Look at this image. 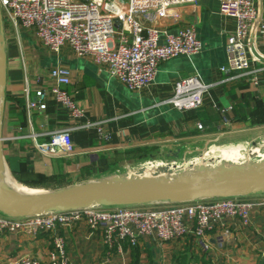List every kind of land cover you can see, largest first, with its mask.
<instances>
[{
  "label": "crops",
  "instance_id": "0c3cea01",
  "mask_svg": "<svg viewBox=\"0 0 264 264\" xmlns=\"http://www.w3.org/2000/svg\"><path fill=\"white\" fill-rule=\"evenodd\" d=\"M254 1L259 9L264 5V0ZM134 16L142 25H149L141 14ZM190 24L201 41L200 52L160 62L154 79L140 90L129 89L99 68L91 57L76 56L68 46L55 53L41 44L30 27L2 25L6 51L1 117L5 162L12 174L16 171L23 177L19 170L25 166L46 177L22 179L31 186L16 179L22 189H60L124 172L132 161L126 159V152L140 146L164 143L158 145L175 156L181 148L183 154L199 149L198 145L222 136L225 130L249 131L241 136L250 138L263 135L264 66L252 61L243 71L221 70L227 65L225 45L235 19L220 13L217 0H197L194 5L172 10L158 23L161 35ZM255 40L264 54V40ZM56 64L69 70L70 83L64 89L82 110L80 118L71 120L50 91L54 85L50 69ZM191 75H198L211 86L203 93L200 107L179 111L165 100L172 94L176 80ZM39 88L44 90L45 108L27 109L26 100H34ZM87 120L97 122L106 137L98 135L95 125L79 126ZM65 127H75L71 130L73 151L60 157L44 154L38 145L48 142L53 131ZM249 150L245 142H239L212 145L203 155L228 161ZM159 207L162 205L150 206ZM57 233L71 264H264V209L258 206L252 208L246 226L225 220L207 232L201 238L207 248L200 240L184 237L162 241L154 234L140 237L135 246L124 241L119 248L110 247L102 241L101 230L90 228L84 220L60 227ZM50 248L49 232L33 236L5 232L0 235V264H10L23 255L46 261Z\"/></svg>",
  "mask_w": 264,
  "mask_h": 264
},
{
  "label": "built area",
  "instance_id": "2783aa9c",
  "mask_svg": "<svg viewBox=\"0 0 264 264\" xmlns=\"http://www.w3.org/2000/svg\"><path fill=\"white\" fill-rule=\"evenodd\" d=\"M197 0H0L2 25L21 24L34 30L41 44L59 53L68 46L76 56H89L111 77L131 90L147 87L154 79L160 62L178 55L191 56L200 52L202 44L196 28L190 24L175 32L163 33L159 21L172 10L194 5ZM222 15L235 19L232 33L227 37L225 49L227 65L222 71H243L252 64L264 66V54L256 46V38L264 40V5L260 9L254 0H217ZM149 21L142 25L135 14ZM162 36V38H161ZM54 85L50 88L55 101L66 110L72 120L83 116L72 96L64 89L70 83L69 70L60 64L51 67ZM253 84L257 81L253 78ZM211 84L198 75L178 79L172 94L165 100L181 111L196 109L203 103V93ZM44 90L36 91L34 100H26V108L44 109ZM97 122L84 121L79 126H96ZM198 127L201 125L198 123ZM76 127V126H75ZM73 127V128H75ZM97 132L102 134L97 125ZM65 127L51 133L50 139L38 148L48 156L60 157L73 151L71 130ZM112 175L122 176L126 173ZM127 178H131L130 176ZM133 178V176H132ZM98 205L45 211L29 216L12 217L0 214V235L25 233L36 235L49 232L51 248L44 261L23 255L10 264H71L63 239L57 231L84 220L92 229H100L102 241L112 247L124 241L136 245L139 238L154 234L162 241L188 237L200 240L203 248L208 244L201 238L223 224L237 221L240 227L248 224L254 206L264 209V192L229 197L197 198L177 203Z\"/></svg>",
  "mask_w": 264,
  "mask_h": 264
},
{
  "label": "water",
  "instance_id": "95a60500",
  "mask_svg": "<svg viewBox=\"0 0 264 264\" xmlns=\"http://www.w3.org/2000/svg\"><path fill=\"white\" fill-rule=\"evenodd\" d=\"M6 51L0 13V213L12 217L29 216L45 211H60L98 205H130L154 202L177 203L197 198L229 197L264 192V163L258 168L220 166L216 172H203L197 166L190 174L173 179H121L124 181L90 180L47 191H14L1 181L7 167L2 147L1 117L4 110ZM8 168V167H7ZM10 172V171H9Z\"/></svg>",
  "mask_w": 264,
  "mask_h": 264
},
{
  "label": "rangeland",
  "instance_id": "374dc122",
  "mask_svg": "<svg viewBox=\"0 0 264 264\" xmlns=\"http://www.w3.org/2000/svg\"><path fill=\"white\" fill-rule=\"evenodd\" d=\"M198 37V36H197ZM200 124V123H199ZM249 132V131H242V130H225V133L222 136H218L215 138L214 136H210L209 142L205 145H198L199 149L190 151L188 153L183 154L184 148H181L180 151L176 152L177 154L174 156L173 151H169L165 148H160L158 144H164V143H155L151 145L146 146H140L139 148H135L139 152L135 154L134 157H127L126 159H131L132 161L128 163L127 169L124 172L119 173H126V175H123L125 177V180L127 179H168L170 176H174L176 173H178V169L181 168L183 174H190L191 171H195L197 166H204L203 172L205 173H213L216 172L217 169L220 167L225 170L226 165V159L224 161L222 159L216 160V157H210L203 155V151L205 149L210 148L212 145H229V144H237L239 142H245L247 149L252 144H261L260 146L264 145V134L263 135H257L253 138L247 137V136H241L243 133ZM254 132V131H251ZM209 138V137H205ZM160 148V150H159ZM133 149V150H135ZM177 151V150H176ZM264 152V150H262ZM245 152L244 154H246ZM242 154V155H244ZM242 159H236L233 161H240L244 159V156ZM220 158V157H218ZM213 159V160H212ZM252 167L258 168L259 166L263 165L264 158H261L258 155L252 156ZM212 160V161H210ZM222 162V166H220ZM220 166V167H219ZM129 167V168H128ZM242 168H247L245 166H241ZM7 172L8 168L6 167ZM163 171L167 172L168 174L163 175ZM11 173V172H10ZM114 173V172H113ZM9 174V173H8ZM180 174V173H179ZM12 176H10L9 179L13 180L14 182L18 183L11 173ZM131 178H127V177ZM133 176V178H132ZM176 176V175H175ZM181 176V174H180ZM122 177V176H121ZM120 177V178H121ZM174 178V177H173ZM122 179V178H121ZM124 181V180H122ZM20 185V183H18ZM48 183H46L47 185ZM76 184V183H75ZM73 185V184H71ZM51 186V185H50ZM27 191H34L35 189L24 187ZM43 190L47 191H53L57 190V188H43ZM151 206L154 203H150ZM3 214V213H0ZM129 243V242H128ZM130 244V243H129ZM138 244V243H137ZM136 244V245H137ZM131 245V244H130ZM135 246V245H132Z\"/></svg>",
  "mask_w": 264,
  "mask_h": 264
},
{
  "label": "bare ground",
  "instance_id": "6f19581e",
  "mask_svg": "<svg viewBox=\"0 0 264 264\" xmlns=\"http://www.w3.org/2000/svg\"><path fill=\"white\" fill-rule=\"evenodd\" d=\"M261 144H259V142L257 144H252L250 145V150L244 155V159L243 160H240V161H233V160H236V159H242L243 157H239V158H232L231 160H228L226 161V165H225V170H228V169H231V168H242L241 166H245V167H250L253 163H252V156H255V155H258L260 156L261 158H264V152L262 150H264V145L263 146H260ZM224 161V159H222ZM212 161V160H210ZM222 164V162H221ZM8 172H7V169L6 167H4L3 169V173H2V176H1V181L6 184L7 186H9L11 189H13L14 191H19V192H22V191H27L25 189H22V185L16 183V182H12L10 181L9 177H8ZM114 174V173H112ZM112 174H109L108 176H106L105 178H103L102 180L103 181H122L121 180V176H118V175H112ZM168 173L167 172H164L163 171V175L165 177V175H167ZM209 174V173H208ZM211 174V173H210ZM176 175V176H175ZM174 176H170L168 179H173L174 178H180V174L179 173H176Z\"/></svg>",
  "mask_w": 264,
  "mask_h": 264
},
{
  "label": "trees",
  "instance_id": "16d2710c",
  "mask_svg": "<svg viewBox=\"0 0 264 264\" xmlns=\"http://www.w3.org/2000/svg\"><path fill=\"white\" fill-rule=\"evenodd\" d=\"M139 151L138 150H128L127 152H126V156L127 157H134V156H136L135 154H137ZM8 173H9V175L10 176H12L11 175V173L9 172V170H8ZM19 173H22L24 176L23 177H21V176H18V174H17V172L16 171H14L13 172V176L18 180V181H25V180H22V179H28L29 181L30 180H33V179H31L32 177H34V176H38V177H41V178H46V177H44L43 175L41 176L40 174L38 175V174H36V173H34V172H31V171H28L27 170V168L25 167V166H23V168L21 169L20 168V170H19ZM15 179V180H16ZM28 180H26L25 182H23L24 184H26V185H29V186H31V185H33L31 182H27ZM41 184H45V180H41V181H39Z\"/></svg>",
  "mask_w": 264,
  "mask_h": 264
}]
</instances>
